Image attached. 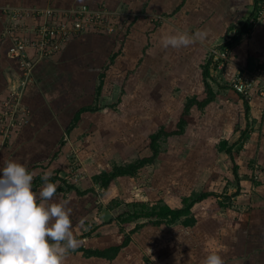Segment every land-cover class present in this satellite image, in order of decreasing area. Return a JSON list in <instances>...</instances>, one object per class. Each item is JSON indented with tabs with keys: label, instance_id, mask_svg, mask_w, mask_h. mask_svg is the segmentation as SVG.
<instances>
[{
	"label": "crops",
	"instance_id": "obj_1",
	"mask_svg": "<svg viewBox=\"0 0 264 264\" xmlns=\"http://www.w3.org/2000/svg\"><path fill=\"white\" fill-rule=\"evenodd\" d=\"M81 7L104 15L99 31L71 37L60 52L44 59L28 49L36 63L31 81L21 88L22 69L9 52L13 37L7 33L13 27L19 37H33L39 20L32 16L15 20L12 14ZM256 7L257 0H0V111L10 95L20 94L23 112L17 118L22 125L0 138V167L15 161L33 179L47 172L49 178L57 176L80 191L94 189L95 194L80 197L60 180L53 198L68 200L70 208L81 199L78 216L90 220L96 203L83 200L100 196L101 188L93 178L123 166L119 163L137 160V155L143 159L152 154L149 145L139 150V139L133 140L130 131L151 136L157 123L168 131L177 129L187 100L205 97L203 66L229 35L234 39L241 33L228 66L218 69L211 64L210 82L217 95L209 105L219 104L227 94L243 103L224 88L230 87L239 72L256 73L264 86V19L250 25ZM177 32L202 36L188 47L164 48L162 38ZM209 105L195 106L190 113L205 111ZM248 120L243 128L250 125L248 139L240 140L237 134L234 142L240 141H229L227 147H234L233 157L240 168L237 182L242 188L232 195L231 207L218 208L216 201L211 205L217 210L210 212L206 201L211 196L193 207L194 226L186 227L181 221L146 226L113 259L68 250L63 264H203L209 254L220 255L224 264H264V99L259 95L249 103ZM249 162L260 169L253 181L248 180L252 177L243 179L253 173ZM130 178L116 179L102 196V215L111 222L97 228L95 236H82L84 228L75 226L73 219L78 217L71 211L77 248L104 251L123 244L118 210L108 206L123 197L121 184ZM42 187L33 190L39 193ZM71 191L77 199L73 200Z\"/></svg>",
	"mask_w": 264,
	"mask_h": 264
},
{
	"label": "rangeland",
	"instance_id": "obj_2",
	"mask_svg": "<svg viewBox=\"0 0 264 264\" xmlns=\"http://www.w3.org/2000/svg\"><path fill=\"white\" fill-rule=\"evenodd\" d=\"M227 39L231 40L230 47L232 50L233 45L237 42H232L233 39L231 35H229L221 45L211 51L210 57L208 58H212L213 64H216L218 69H225L230 62L231 51L229 52L228 59L224 61L221 59L216 60L214 54V51L221 50ZM217 56L219 57V55ZM254 75L257 74L252 73L248 75L247 73L242 74L239 72L230 83V87L224 88L237 94L232 88V84L237 81L239 76L248 80ZM260 89L264 90V86L259 84L258 79L257 90L253 91L250 100L237 94L241 97V100H243L242 103V101L236 100L229 96L230 94H227V97L219 99V104L209 105L207 110L202 112L190 113L185 133L179 137L171 136L165 140L162 139L160 142L162 152L157 160L140 169L129 181H125L126 179L123 180L126 183L121 184V186L124 187L125 193L122 198L115 199L122 202L121 207L118 209V213L134 211L132 205L136 201L148 203L149 205L162 204L169 205L172 208H180L183 207L182 201L184 199L190 197L196 198L201 194H210L213 196L206 201L207 207L211 210L214 209L211 204L214 205L216 201H219L218 199H221L220 203L223 204L224 207H231L233 203L232 195L234 196L236 192L240 193L242 188L241 184L235 179L232 161L226 153L219 151L220 144L218 143L227 142L228 144L229 141L234 142L237 134H240V140L248 139L250 125L248 124L247 128L243 129L246 121H249V111L246 110V104L249 105L256 95L264 99V96L259 92ZM225 101L228 102L229 105H225ZM157 125L158 129L155 133L163 127L160 123H157ZM176 130L177 129L165 131L174 132ZM149 132L151 133L152 131L147 130V133ZM130 133H132L133 140L139 139V150H143L149 145L150 134L145 137L142 135V132L135 129L130 131ZM231 148L232 150L234 149V147ZM142 153L143 151H141V154ZM151 156L152 154L149 157ZM136 159L135 161L119 164L126 165L137 162L140 160V156L137 155ZM255 165L254 162L248 163L253 173L246 174L249 177L245 176L243 179L247 180L246 178L252 177L248 180H254V172L260 170L256 169ZM69 175L72 176L71 174ZM255 182H257V180H255ZM100 192L101 188L98 190V195ZM71 193L73 194V200L77 199L75 195L76 192L71 191ZM229 194H231V196ZM102 198L101 195H93L83 200H87L92 204L96 203L95 210L92 211L94 216H92V218L90 217V220H86V215L82 218L78 216L80 213V210H77L78 207H81V209L83 207L81 199L75 201L74 206H71L73 210L72 215L78 217L73 219L75 226L79 228L81 226L82 229L84 228V230L80 232L84 234L82 235L83 237L95 236L96 234L94 233L97 228H101L102 225L111 222L108 220V217L102 215L104 212H102V209L105 203ZM83 223H85V225H83ZM94 227L95 229H93Z\"/></svg>",
	"mask_w": 264,
	"mask_h": 264
},
{
	"label": "clouds",
	"instance_id": "obj_3",
	"mask_svg": "<svg viewBox=\"0 0 264 264\" xmlns=\"http://www.w3.org/2000/svg\"><path fill=\"white\" fill-rule=\"evenodd\" d=\"M202 36L177 32L162 38L164 48L188 47ZM49 173L39 193L33 190V174L22 164L8 161L0 167V264H63L65 253L76 250L69 201L57 202ZM66 242V243H65ZM203 264H224L209 254Z\"/></svg>",
	"mask_w": 264,
	"mask_h": 264
},
{
	"label": "trees",
	"instance_id": "obj_4",
	"mask_svg": "<svg viewBox=\"0 0 264 264\" xmlns=\"http://www.w3.org/2000/svg\"><path fill=\"white\" fill-rule=\"evenodd\" d=\"M241 34V33H240ZM234 37L232 42H237L239 35ZM213 60L212 58L208 59V61L203 66V76H204V82L206 86V93L205 97L202 99H199L198 97H193L187 100V103L185 105L184 112L180 118V121L177 125V130L174 132H167L164 128H161L157 133L150 136V144L149 148L152 151L151 157H146L143 159L138 160L137 162L126 164L123 166H115L111 172H102L99 175H96L93 178V181L98 184L101 187V192L99 195L104 196L108 189L110 188L111 184L116 180L123 177H134L138 171L145 166L153 163L157 160V158L161 154V146L160 142L161 140H165L168 137L171 136H181L185 133L186 127L188 125V117L190 115L191 109L195 106H197L199 109H204L206 106L211 104L216 100V93L211 85V73H210V67ZM246 110L249 111V105L246 104ZM78 113L75 124L78 122L80 115L82 112ZM228 144L227 142H221L219 151L226 152L228 156H230V160L232 161L234 165L233 173L235 176V179L239 181V166L237 165L236 161L233 157V150L232 148H227ZM61 179L59 177H52L49 178V182L56 183L57 181H60ZM44 181L41 177H35L32 181L33 188H37L38 186L44 185ZM61 183L66 187L67 190H75L77 194L80 197L89 195V194H95L94 189H88L85 191H80L75 186L69 184L67 181L61 180ZM63 191H65L64 188H61ZM59 189L61 192L62 190ZM212 195L210 194H201L198 197H190L186 198L182 201L183 207L180 209H174L169 205H162V204H153L149 205L148 203H143L136 201L133 203L132 207L134 208V211H126L121 212L118 214L116 220L120 224V230L125 235V240L121 246L118 247H112L110 249L101 251V250H86L84 248H77L76 250H70L69 252H83L86 256L89 257H101V258H108L113 259L115 256H117L123 249L129 246V244L132 241V235L142 228H145L146 226H154V227H161L162 225H174L179 223L180 221L186 226L191 227L194 226L196 223V219L192 213L193 207L199 203L207 200ZM217 204L218 208H222L224 205L221 204L219 201ZM122 205V202L120 200H113L109 204V208L112 210H118ZM217 207L213 210H210V212H215L217 210Z\"/></svg>",
	"mask_w": 264,
	"mask_h": 264
},
{
	"label": "built area",
	"instance_id": "obj_5",
	"mask_svg": "<svg viewBox=\"0 0 264 264\" xmlns=\"http://www.w3.org/2000/svg\"><path fill=\"white\" fill-rule=\"evenodd\" d=\"M32 16L39 20L36 31L33 37L28 39L21 38L16 34L15 28L8 30V35H12V46L10 54L17 59L22 69L23 81L21 88H25L32 78V72L35 66V61L32 60L27 51L31 49L36 52L37 58L44 59L51 57L61 51L62 47L68 40L75 36L81 35L88 31H99L101 22L103 21L102 13L89 11L86 7L73 9L66 12H58L52 9L45 10L34 14H22L16 12L12 14V19H21ZM264 19V0H257L256 12L251 20L250 25ZM231 40H227L220 51H214L216 60H227L231 51ZM219 55V57L217 56ZM239 76L236 82L232 84L234 91L243 98L250 100L254 90H257L258 75L246 80ZM260 94L264 96V90L260 89ZM20 94H12L2 103L0 111V138L11 135V132L20 127L22 124L17 118L22 117L19 101ZM21 119V118H20ZM1 146V143H0Z\"/></svg>",
	"mask_w": 264,
	"mask_h": 264
}]
</instances>
